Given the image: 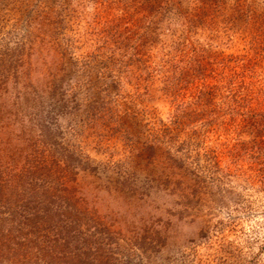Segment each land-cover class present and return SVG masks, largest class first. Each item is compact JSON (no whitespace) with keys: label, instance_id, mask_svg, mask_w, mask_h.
<instances>
[{"label":"rangeland","instance_id":"obj_1","mask_svg":"<svg viewBox=\"0 0 264 264\" xmlns=\"http://www.w3.org/2000/svg\"><path fill=\"white\" fill-rule=\"evenodd\" d=\"M0 264H264V0H0Z\"/></svg>","mask_w":264,"mask_h":264},{"label":"trees","instance_id":"obj_2","mask_svg":"<svg viewBox=\"0 0 264 264\" xmlns=\"http://www.w3.org/2000/svg\"><path fill=\"white\" fill-rule=\"evenodd\" d=\"M204 83H205V81L203 82V84H204ZM204 87H206V88H207V86H206V85H205ZM204 87H203L202 89H204ZM199 94H201V93H199ZM199 96H202V97H201V98H198V99H202V100H204V99H205V100H207V99H208V97H209V96H211V95H210V93H209V92L207 93V91H205L203 94H201V95H199ZM206 97H207V98H206ZM210 99H212V98H210ZM208 104H209V103H208ZM209 105H210V104H209ZM211 114H212V113H211ZM184 145H186V144H185V143H184V144H182V146H181V147L183 148V146H184ZM174 159H175V158H174ZM175 161H176V162H177V161H179V162H180V160H179V159H175ZM180 163H181L182 165H184V162H183V161H181Z\"/></svg>","mask_w":264,"mask_h":264}]
</instances>
